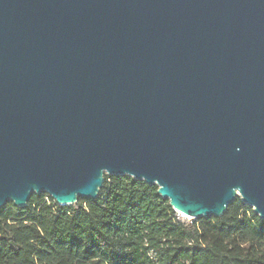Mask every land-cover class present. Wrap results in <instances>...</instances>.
<instances>
[{
	"label": "water",
	"instance_id": "obj_1",
	"mask_svg": "<svg viewBox=\"0 0 264 264\" xmlns=\"http://www.w3.org/2000/svg\"><path fill=\"white\" fill-rule=\"evenodd\" d=\"M106 174L264 220V0H0V209Z\"/></svg>",
	"mask_w": 264,
	"mask_h": 264
},
{
	"label": "trees",
	"instance_id": "obj_2",
	"mask_svg": "<svg viewBox=\"0 0 264 264\" xmlns=\"http://www.w3.org/2000/svg\"><path fill=\"white\" fill-rule=\"evenodd\" d=\"M27 204L0 209V264H264V220L238 196L222 217L189 220L157 185L106 174L96 199Z\"/></svg>",
	"mask_w": 264,
	"mask_h": 264
},
{
	"label": "rangeland",
	"instance_id": "obj_3",
	"mask_svg": "<svg viewBox=\"0 0 264 264\" xmlns=\"http://www.w3.org/2000/svg\"><path fill=\"white\" fill-rule=\"evenodd\" d=\"M178 214H180V212H177ZM180 215H182V214H180ZM183 216V215H182ZM183 217H185V216H183ZM186 218V217H185ZM188 219V218H187Z\"/></svg>",
	"mask_w": 264,
	"mask_h": 264
},
{
	"label": "bare ground",
	"instance_id": "obj_4",
	"mask_svg": "<svg viewBox=\"0 0 264 264\" xmlns=\"http://www.w3.org/2000/svg\"><path fill=\"white\" fill-rule=\"evenodd\" d=\"M180 214H182V213L180 212ZM182 215H184V214H182Z\"/></svg>",
	"mask_w": 264,
	"mask_h": 264
}]
</instances>
